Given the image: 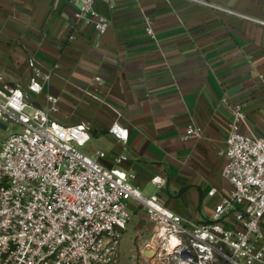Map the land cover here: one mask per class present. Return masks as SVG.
Instances as JSON below:
<instances>
[{"label":"crops","instance_id":"crops-1","mask_svg":"<svg viewBox=\"0 0 264 264\" xmlns=\"http://www.w3.org/2000/svg\"><path fill=\"white\" fill-rule=\"evenodd\" d=\"M96 8L109 20L104 34L77 21L68 0H0V84L24 89L35 56L55 75L30 94L34 107L57 97L56 121L90 124L87 154L104 151L101 161L112 167L125 153L117 167L135 175L144 195L155 194L184 223L210 221L230 193L222 100L243 106V134L264 133V0H98ZM191 118L203 128L199 139L184 138ZM114 122L128 129L125 143L108 132ZM127 207L132 215L138 205Z\"/></svg>","mask_w":264,"mask_h":264},{"label":"built area","instance_id":"built-area-1","mask_svg":"<svg viewBox=\"0 0 264 264\" xmlns=\"http://www.w3.org/2000/svg\"><path fill=\"white\" fill-rule=\"evenodd\" d=\"M68 1L77 7V21L94 24L99 34L107 31L109 20L97 10L98 0ZM139 11L147 35L156 42L151 18ZM27 63L31 74L24 89L0 84V129L9 130L0 143V264H116L131 219L130 200L142 204L156 222L146 248L158 257L171 256L180 264L218 259L264 264V133L253 137L240 131L245 121L240 103L222 100L230 115L222 167L230 193L215 206L210 221L184 223L155 194L144 195L133 184V173L117 167L127 161L125 153L106 167L104 151H83L91 126L56 121L52 114L59 110L57 97L48 95L43 108L32 105L30 94H40L55 73L35 56ZM108 132L120 142L128 140V129L117 122ZM202 134L201 125L191 118L184 138ZM153 181L161 183V178ZM216 192L212 189L209 195ZM230 214L234 220L227 224ZM172 236L179 244L169 254Z\"/></svg>","mask_w":264,"mask_h":264},{"label":"rangeland","instance_id":"rangeland-1","mask_svg":"<svg viewBox=\"0 0 264 264\" xmlns=\"http://www.w3.org/2000/svg\"><path fill=\"white\" fill-rule=\"evenodd\" d=\"M29 111V110H27ZM9 130L0 129V143L7 137ZM93 143L91 141L90 144ZM84 149V148H83ZM84 151V150H83ZM134 210L127 229L123 232L116 264H180L178 260L169 257H158L153 250H148L146 245L152 240L155 233L156 222L147 214L142 204ZM211 264H229L224 260L218 259Z\"/></svg>","mask_w":264,"mask_h":264},{"label":"bare ground","instance_id":"bare-ground-1","mask_svg":"<svg viewBox=\"0 0 264 264\" xmlns=\"http://www.w3.org/2000/svg\"><path fill=\"white\" fill-rule=\"evenodd\" d=\"M179 244L178 240L176 239L175 236H172V238L170 239V243L168 245V253H172L174 251V249L177 247V245Z\"/></svg>","mask_w":264,"mask_h":264}]
</instances>
